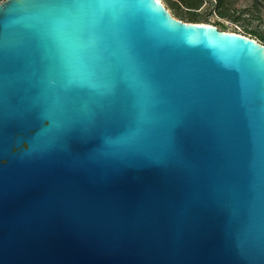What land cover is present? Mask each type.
I'll return each mask as SVG.
<instances>
[{
    "label": "water",
    "instance_id": "95a60500",
    "mask_svg": "<svg viewBox=\"0 0 264 264\" xmlns=\"http://www.w3.org/2000/svg\"><path fill=\"white\" fill-rule=\"evenodd\" d=\"M0 264H264V44L159 0L0 4Z\"/></svg>",
    "mask_w": 264,
    "mask_h": 264
},
{
    "label": "rangeland",
    "instance_id": "374dc122",
    "mask_svg": "<svg viewBox=\"0 0 264 264\" xmlns=\"http://www.w3.org/2000/svg\"><path fill=\"white\" fill-rule=\"evenodd\" d=\"M172 15L187 23L211 24L222 31L238 33L264 44L254 32L264 34V0H227L232 10L243 12L240 21L221 18L215 0H161Z\"/></svg>",
    "mask_w": 264,
    "mask_h": 264
},
{
    "label": "trees",
    "instance_id": "16d2710c",
    "mask_svg": "<svg viewBox=\"0 0 264 264\" xmlns=\"http://www.w3.org/2000/svg\"><path fill=\"white\" fill-rule=\"evenodd\" d=\"M217 2V11L218 15L221 18H232L234 21H240L242 18L243 12H240L236 9L232 10L227 0H215ZM254 34L260 37L264 41V34L259 32H254Z\"/></svg>",
    "mask_w": 264,
    "mask_h": 264
},
{
    "label": "built area",
    "instance_id": "2783aa9c",
    "mask_svg": "<svg viewBox=\"0 0 264 264\" xmlns=\"http://www.w3.org/2000/svg\"><path fill=\"white\" fill-rule=\"evenodd\" d=\"M6 0H0V4H2L3 2H5Z\"/></svg>",
    "mask_w": 264,
    "mask_h": 264
},
{
    "label": "bare ground",
    "instance_id": "6f19581e",
    "mask_svg": "<svg viewBox=\"0 0 264 264\" xmlns=\"http://www.w3.org/2000/svg\"><path fill=\"white\" fill-rule=\"evenodd\" d=\"M161 2V0H159Z\"/></svg>",
    "mask_w": 264,
    "mask_h": 264
}]
</instances>
